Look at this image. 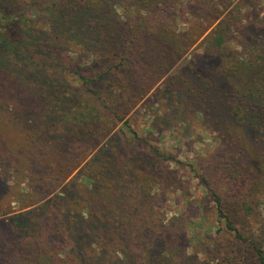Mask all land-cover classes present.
<instances>
[{"label": "rangeland", "instance_id": "374dc122", "mask_svg": "<svg viewBox=\"0 0 264 264\" xmlns=\"http://www.w3.org/2000/svg\"><path fill=\"white\" fill-rule=\"evenodd\" d=\"M166 1L105 0L102 9L109 30L97 24L78 37L74 32L53 31L50 10L33 0H4V15L14 11L11 15L37 21L34 40L45 36L41 47L45 51L24 60L0 47V66L8 63L9 69H0V187L9 192L0 202V220L32 214L54 196L68 194L70 183L74 191L68 194V208L88 204L83 194L92 182L108 193L99 162L118 163L125 156L134 167V186L121 190L114 184L112 191L131 210L133 220L124 224L127 219L121 218L128 239L121 246L116 236H110L114 251L105 257L103 250L97 264L116 258L127 264L122 254L127 247L133 256L147 258V240L159 242L158 258L138 264H257L251 244L264 250V181L251 196L256 211L248 215L237 209L234 203L244 191L233 192L231 184L215 173L217 165L234 157L247 166L248 139L217 116L207 82L194 78L189 60L207 33L192 48L185 45L194 39L190 38L194 26L207 25L210 13L224 18L240 0L227 7L224 0ZM249 2L242 7L239 22L248 31L241 35L231 30L226 44L238 57L255 45L254 32L264 27V0ZM162 19L183 48L171 53L163 44L165 55L158 62L129 54L131 45L151 40L152 35L161 38L157 34L163 26L158 31L156 22ZM22 23L7 28L14 46L26 32ZM140 23L149 26L140 28L133 41L129 28ZM124 57L129 60L122 63ZM19 143L27 145L23 149ZM252 186L256 185L248 179L243 188L250 191ZM211 188L223 198L235 232L218 217ZM94 202L98 207L107 204ZM140 227L149 230L133 239L129 234ZM236 231L249 241L237 239ZM168 243L170 248L164 246ZM166 249L170 255L163 253ZM89 252L98 254L99 249L94 245ZM226 258L232 262L226 263Z\"/></svg>", "mask_w": 264, "mask_h": 264}, {"label": "trees", "instance_id": "16d2710c", "mask_svg": "<svg viewBox=\"0 0 264 264\" xmlns=\"http://www.w3.org/2000/svg\"><path fill=\"white\" fill-rule=\"evenodd\" d=\"M233 1L224 0L223 3L227 7L231 6ZM33 2L34 5H42L43 8L50 10V27L53 31L74 32L80 37V35L86 36L90 31H93L97 24H100L103 29L109 30V19L103 15L106 13L102 9L106 3L105 0H33ZM3 3L4 0H0V47L4 49L3 51L8 55L12 54L11 57L24 60L31 59L33 54H37L38 51H45L41 50L42 40L45 39V36H40L41 33L36 34L39 35L38 41L34 40V32L39 31L37 21L27 16L23 18L17 15L13 16L11 15L14 12L12 10L10 15H4ZM249 3V0H240L224 18H221L219 14L210 13L212 18L207 25L202 26L198 23L190 30V38L194 39L185 45L192 48L207 33L192 51V57L189 60L193 64L192 72L196 73L194 78H203L207 82V94L212 96L211 103L213 106L216 105L217 116L229 123L239 137L243 135L248 139L245 158L247 166L242 165V161L234 157L232 161L227 160V162L224 161L217 165L215 174L220 173L222 180L231 184L233 192L237 189L244 191L245 194L239 195L234 205L237 209H242L241 211L245 214L251 215L256 211V201L251 198L253 190L255 187L261 186L264 181V27L254 32L255 45L243 57H238L236 51L229 49L226 45L231 30L240 32L241 35L248 31L247 26L239 27V22L243 19L241 16L242 7ZM256 5L257 3L253 4V7ZM14 22H24L22 26L26 31L22 34L23 39L20 40V44L19 41L15 42L16 46L13 45V41L6 33L7 28ZM156 23L158 31L163 26L162 33L157 34L161 38L152 35L151 40L137 42V44L131 45L129 54L149 62H158L165 55L164 48L162 49L163 44L171 53L178 52L183 48L178 44L179 42L175 41V35L166 25L167 21L162 19L161 22ZM148 26L144 23H140L136 27L131 26L129 30L131 35L134 34L133 41L138 37L135 33L140 32V28L147 29ZM88 40L94 41L95 38ZM158 41L161 42L160 45H158ZM2 58L4 60L3 56ZM128 60L129 57H124L122 63ZM7 64L3 63L0 66L1 71L9 70L6 68ZM151 66L154 65L149 67ZM22 131L26 134L25 130ZM18 145L23 144L19 143ZM153 151L157 150L153 149ZM127 159L129 158L124 156L120 161L118 160L119 164L109 160L99 162V167L108 183V186L105 184L104 190L108 193L105 194L101 191L102 188L99 189L91 181V188H87L83 194L89 200L88 204L79 203L75 210L68 208V194L71 195V190H73V185L70 183L66 188L68 194L54 196L36 208L32 214L24 213L0 220V264H58L62 263V260H67L65 264H97L96 257L102 254L103 250L105 257H109L114 251L115 247L113 245L112 249V243L109 241L110 236H116L120 242H115L123 246V241L128 238L127 233L121 229L120 220L126 218L127 220H123V222L129 224L133 219H131V210L128 211V208L124 206V201L119 200L112 189H114V184L121 190L128 189L130 185L134 186V167ZM29 162L30 158L26 164ZM17 168L20 167L16 165ZM113 176L115 177L113 178ZM248 179H251L256 185L249 187L250 191L243 188ZM210 190L216 203L218 217L225 221L230 231L235 232L233 221L224 211L223 198L218 192L213 191L214 189ZM53 191L54 189L49 193ZM8 193V190H3L0 187V202L7 197ZM111 198L116 200L111 202ZM95 200L98 202L105 200L107 204L98 207ZM146 201L148 203L149 199ZM111 206L113 209H110ZM6 213L8 214V211ZM45 215L48 216L45 217ZM145 222L148 226L147 221ZM139 229L140 231L135 230L133 235H129L133 239L139 234L144 237L149 230L147 227ZM132 231L134 232V229ZM236 238L244 242L249 241L237 231ZM138 240H140L139 237L136 238L137 242H139ZM94 245L98 247L99 253H88V249ZM147 245V258H141L140 254H135L134 257L133 250L129 251L128 247L125 253L122 251L124 260L128 261L127 264H138L146 261L149 257H151L150 262L155 261L159 255L156 254L159 242L147 240ZM251 245L257 258V264H264V250L255 243ZM164 246L170 248L169 243ZM163 253L170 255L171 250L166 249ZM134 258L140 259H135V262ZM130 259L133 261L131 262ZM122 261L116 258L115 262L110 261L109 264H122ZM231 262V258H226V263ZM237 264H245V262Z\"/></svg>", "mask_w": 264, "mask_h": 264}]
</instances>
